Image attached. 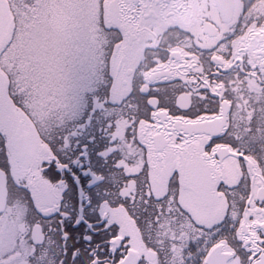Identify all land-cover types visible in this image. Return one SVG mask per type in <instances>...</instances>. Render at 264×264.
Masks as SVG:
<instances>
[{"label": "snow or ice", "instance_id": "snow-or-ice-1", "mask_svg": "<svg viewBox=\"0 0 264 264\" xmlns=\"http://www.w3.org/2000/svg\"><path fill=\"white\" fill-rule=\"evenodd\" d=\"M0 264H264V0H0Z\"/></svg>", "mask_w": 264, "mask_h": 264}]
</instances>
